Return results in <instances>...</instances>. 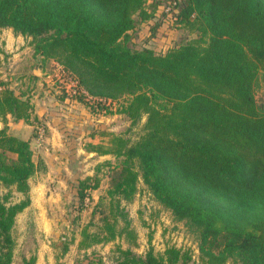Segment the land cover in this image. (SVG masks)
I'll return each instance as SVG.
<instances>
[{
  "label": "trees",
  "instance_id": "16d2710c",
  "mask_svg": "<svg viewBox=\"0 0 264 264\" xmlns=\"http://www.w3.org/2000/svg\"><path fill=\"white\" fill-rule=\"evenodd\" d=\"M146 2L0 0V27L32 37L35 55L60 62L76 80L77 91L63 100L90 103L92 112L117 100L116 111L131 124L146 116L135 139L109 132L106 146H84L118 162L78 246L119 237L133 242L124 202L133 200L142 182L193 233L203 264H264V109L254 97L259 75L264 81V0H169L164 10L197 36L164 52L130 44L135 15L152 16ZM2 85L0 117L29 122L30 96ZM43 163L28 139L0 129V182L10 189L0 200V264L12 263L16 216L29 205V179ZM72 185L82 207L100 178ZM12 186L24 198L10 200ZM148 243L144 254L118 246L112 264L191 258L174 244L156 252L151 235Z\"/></svg>",
  "mask_w": 264,
  "mask_h": 264
},
{
  "label": "rangeland",
  "instance_id": "374dc122",
  "mask_svg": "<svg viewBox=\"0 0 264 264\" xmlns=\"http://www.w3.org/2000/svg\"><path fill=\"white\" fill-rule=\"evenodd\" d=\"M168 2L169 0H147L146 7L152 16L141 19L139 15H135V27L129 31L130 44L133 47H149L156 52H164L171 46L188 42L197 36L196 31L172 20L171 12L164 10ZM1 36L0 86L6 82L17 93L30 96V100L32 97L35 108L41 103L49 110L51 107L44 121L34 112V107L29 122L13 117H0L3 129L12 134L20 123L27 126L28 135L33 140L30 145L35 159L43 158V147L44 151L51 152L50 140L57 139L56 145L62 148L57 155L70 161L67 165L62 163L64 167L61 170H65L67 180L58 182L56 189L50 179L44 180V173L48 171L46 165L32 178L33 194L30 193V187V203L18 213L12 229L16 244L11 264H28L27 260L32 257L34 264H112L119 253L118 246L129 247L137 254H144L149 248L150 235L156 252H162L171 244L188 249L191 254L189 261L177 264H203L193 233L184 222L176 220L171 211L164 208L142 182L139 183L133 200L124 202L131 226L136 232V239L131 242L126 237H119L90 248L78 246L81 230L89 224L95 203L108 186L111 166L118 162L113 154L89 153L80 147L89 143L106 146L108 137L105 133L109 132L125 133L135 139L143 132L146 116L131 124L125 114L116 111L119 104L117 100L108 99L109 109L96 112L91 111L90 103H66L63 98L72 93L74 79L65 72L64 66L53 59L43 62L40 55H35L33 38L30 36L20 34L18 40L15 39L14 49L7 47V40ZM34 66L40 68L36 73ZM254 97L257 106L264 109L262 75H259L255 83ZM52 120L56 124L52 125ZM47 135L50 137L49 141H46ZM87 176L99 177L100 186L90 191V199L87 198L81 207L72 183ZM11 188L10 200L24 198V194L16 191L14 186ZM9 190L0 182V200ZM225 264L240 263L229 259Z\"/></svg>",
  "mask_w": 264,
  "mask_h": 264
},
{
  "label": "crops",
  "instance_id": "0c3cea01",
  "mask_svg": "<svg viewBox=\"0 0 264 264\" xmlns=\"http://www.w3.org/2000/svg\"><path fill=\"white\" fill-rule=\"evenodd\" d=\"M1 34H2V36H1ZM0 36L3 39L7 40V47H9L11 49L12 48L14 49L13 46L16 44L15 39L18 40V38L20 37V34L15 33L12 30V28H0ZM65 101H66V103H69V104H72V105L80 104L79 102L67 101V100H65ZM31 103L33 104V98L32 97H31ZM66 106H68V105H66ZM33 107H34V112H36L40 117H42L43 121H44V117H46V115H48L46 113H49L51 111V107H50V110H49V108H47V107L45 108L44 107L43 103L39 104L38 108H35L34 104H33ZM45 110H47V112L44 113ZM76 116H78V115L76 114ZM80 116L83 117L82 115H80ZM7 117H12V116L8 114ZM52 122H53L52 125L56 124L54 120H52ZM28 133H29V131H28L27 126L25 127L23 124L20 123L19 127L16 130V132L12 133V134L18 135V136H20L22 138H25V139H28L30 141V143H32L33 140L28 135ZM51 133H54V132H51ZM32 137H33V135H32ZM46 138H47L46 141L50 140L49 135H47ZM57 141H58L57 139L50 140L51 144L49 146V150H51V152L44 151V147H43V150L41 151L42 152L41 155L43 157L42 159L44 160V165H46V170H48V171H46V173H44L45 174L44 175V177H45L44 180L45 179H50V182H52L53 187L55 189H56V185L58 184V182L61 183L62 180H67V176L65 174V170H64V172H63V170H61L64 167V165L62 163L65 162L66 165H67V163H70V161H68V159H66V157L62 156L61 158H59V156L57 155V154H59V151L62 149V148H58L59 146L56 145V144H58ZM80 149L86 150L85 147H80ZM45 152H46V154H44ZM89 153H91V152H89ZM56 157H58L60 160H56L57 159ZM56 171H57V173H56ZM36 175H37V173H36ZM34 177H35V175H33L29 179V184H30V187H31V189H30L31 192L30 193H32V194H33V185L31 183V180ZM48 264H50V263L48 262Z\"/></svg>",
  "mask_w": 264,
  "mask_h": 264
},
{
  "label": "built area",
  "instance_id": "2783aa9c",
  "mask_svg": "<svg viewBox=\"0 0 264 264\" xmlns=\"http://www.w3.org/2000/svg\"><path fill=\"white\" fill-rule=\"evenodd\" d=\"M72 84H73L72 92L75 93V92L77 91V90H76V89H77V82H76V80H73V81H72Z\"/></svg>",
  "mask_w": 264,
  "mask_h": 264
},
{
  "label": "water",
  "instance_id": "95a60500",
  "mask_svg": "<svg viewBox=\"0 0 264 264\" xmlns=\"http://www.w3.org/2000/svg\"><path fill=\"white\" fill-rule=\"evenodd\" d=\"M39 70H40L39 67H37V66L34 67V72L35 73L38 72ZM0 129H3V124H2V121L1 120H0Z\"/></svg>",
  "mask_w": 264,
  "mask_h": 264
}]
</instances>
